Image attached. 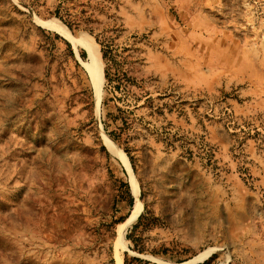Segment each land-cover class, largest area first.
<instances>
[{"label":"rangeland","instance_id":"1","mask_svg":"<svg viewBox=\"0 0 264 264\" xmlns=\"http://www.w3.org/2000/svg\"><path fill=\"white\" fill-rule=\"evenodd\" d=\"M120 260L264 264V0H0V264Z\"/></svg>","mask_w":264,"mask_h":264},{"label":"bare ground","instance_id":"2","mask_svg":"<svg viewBox=\"0 0 264 264\" xmlns=\"http://www.w3.org/2000/svg\"><path fill=\"white\" fill-rule=\"evenodd\" d=\"M44 24L48 27L61 31L64 34L67 33L66 29L62 25H60L58 21L56 20L46 21ZM71 41L74 46H82L86 49L88 53V62L86 64V68L93 82L97 84L99 81V78H101V76L103 75L102 68H101L102 60H101V55L99 51L95 48V46L93 45L91 41L83 37L72 36ZM104 141H105V145L107 149L111 153L118 155V156H122L120 149L115 145V143L110 138L105 136ZM132 194L134 196L135 201H134L131 214L124 223L119 225V228H118V244L117 245L121 247V249L125 246V234H126L128 227L133 223V221L138 217V215L141 212L142 204L140 203L139 198H138V185L135 180L133 181V184H132ZM207 255L208 254H206V258L208 257ZM120 263L123 264L121 260H120Z\"/></svg>","mask_w":264,"mask_h":264},{"label":"trees","instance_id":"3","mask_svg":"<svg viewBox=\"0 0 264 264\" xmlns=\"http://www.w3.org/2000/svg\"><path fill=\"white\" fill-rule=\"evenodd\" d=\"M96 39H97V38H96ZM97 41H98V39H97ZM103 58L106 59V55H105V54H103ZM105 77H106L107 79H109V80H112V79L109 77V73H108L107 71H105ZM115 86L117 87V85H115ZM125 124H126V123H125ZM110 135L113 136V137H118L119 135H121V133H117V132H115V131H112V132L110 133ZM128 196L130 197L129 204L132 205V203H133V198H131V194H130V193H128Z\"/></svg>","mask_w":264,"mask_h":264}]
</instances>
